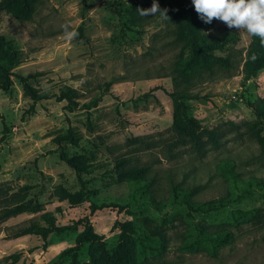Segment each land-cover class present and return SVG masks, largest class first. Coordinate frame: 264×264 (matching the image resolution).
Wrapping results in <instances>:
<instances>
[{
    "label": "rangeland",
    "instance_id": "1",
    "mask_svg": "<svg viewBox=\"0 0 264 264\" xmlns=\"http://www.w3.org/2000/svg\"><path fill=\"white\" fill-rule=\"evenodd\" d=\"M7 1L0 0V34L19 47L22 62L11 89L0 92V264H91L89 244L76 261L64 253L83 226L46 240L15 235L32 220L44 224L46 211L59 225L89 217L111 262L119 223L132 220L134 253L119 264H264V152L256 135L264 133V67L244 79L253 36L213 18L206 30L211 38L239 34L229 52L219 53L230 65L184 80L177 67L187 51L176 27L161 13L142 17L134 10L154 0H39L27 20L8 14ZM157 2L167 12V3ZM19 75H36L30 82L45 94L76 89L82 106L101 98L91 111L92 129L87 108L71 112L55 97L34 102ZM168 92L199 97L186 100L187 114L218 131V147L206 136L197 147L173 128ZM69 126L78 144L59 145L56 138ZM62 151L87 165L86 187L100 191L93 201L109 207L91 213V201L71 205L58 196L59 184L80 188ZM118 159L146 166L145 177L118 182ZM22 186L27 200L44 210L4 218ZM146 217L161 234L145 226Z\"/></svg>",
    "mask_w": 264,
    "mask_h": 264
},
{
    "label": "trees",
    "instance_id": "2",
    "mask_svg": "<svg viewBox=\"0 0 264 264\" xmlns=\"http://www.w3.org/2000/svg\"><path fill=\"white\" fill-rule=\"evenodd\" d=\"M39 0H8L4 6V10L21 20L30 19L35 12L36 4ZM167 3V18L163 15L162 21L172 24L176 27V38L184 44L187 56L178 61L177 71L184 76V80L196 71L212 69L214 66H229L230 61L219 53H227L238 42L239 34L230 32L221 38H211L210 32L207 33L208 24L204 23L195 11L191 0H163ZM151 3L141 2L135 5L137 8H150ZM84 36V25L79 27V38ZM22 62L19 47L7 36L0 34V92L9 91L13 84V72ZM264 67V44H261L259 37L253 36V42L249 50V58L246 62V74L244 79L249 80L253 73ZM37 75V74H36ZM36 75H19L18 78L23 86L25 94L34 102L43 99L55 97L57 101H66V108L69 111H76L79 107L88 109V125L92 129V109L99 105L101 98L84 104L79 102L80 93L76 89L62 90L59 94H45L33 86L30 80ZM173 99V128L179 133L188 137L197 147H201L203 136L208 137V141L214 146L220 145L219 133L214 129H204L200 120L187 114L186 100L189 98H199L198 96H190L188 93L168 92ZM6 129V128H5ZM77 132L72 126H69L67 134L56 138L59 145L63 141L78 144ZM262 151L264 152V133L260 130L256 131ZM63 161L67 162L77 173L80 188L76 191L69 190L63 184L56 187L58 196L68 201L71 205H78L85 201H91L90 211L94 213L97 210L109 207L106 202L101 204L93 201L100 193L98 189L86 187V181L81 173L87 170L85 163L78 161L69 156L65 151L60 153ZM117 167L118 182L124 183L128 181H137L146 175V166H127L125 159L115 161ZM21 192H17L11 199L10 205L6 206L2 216L10 218L22 213H38L44 210L41 203L31 204L27 200L28 186H22ZM39 220H32L29 225L23 226L17 230L16 236L35 234L41 236L44 240L48 239L50 234L61 235L67 232H75L83 226L82 230L76 237L75 245L64 253L72 254L73 260H78L79 252L85 244H89V256L91 264H119L123 259L134 253V238L136 230L132 220H125L119 223L120 238L119 244L115 251V260L107 261V243L105 237L95 231L89 217L80 219L73 224L59 225L57 216L53 212L46 211L40 216ZM144 224L153 233L161 234L159 225L146 217ZM15 259L17 255H13Z\"/></svg>",
    "mask_w": 264,
    "mask_h": 264
},
{
    "label": "clouds",
    "instance_id": "3",
    "mask_svg": "<svg viewBox=\"0 0 264 264\" xmlns=\"http://www.w3.org/2000/svg\"><path fill=\"white\" fill-rule=\"evenodd\" d=\"M192 4L204 23L211 24L216 18L229 29H243L259 37L261 44H264V0H192ZM137 12L142 17L157 13L168 17L157 0L150 8H137Z\"/></svg>",
    "mask_w": 264,
    "mask_h": 264
}]
</instances>
